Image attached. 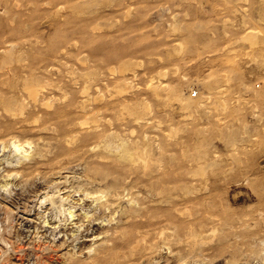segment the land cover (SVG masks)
I'll return each mask as SVG.
<instances>
[{
    "label": "rangeland",
    "instance_id": "374dc122",
    "mask_svg": "<svg viewBox=\"0 0 264 264\" xmlns=\"http://www.w3.org/2000/svg\"><path fill=\"white\" fill-rule=\"evenodd\" d=\"M10 140L31 175L3 177L34 162ZM101 246L264 264V0H0V264Z\"/></svg>",
    "mask_w": 264,
    "mask_h": 264
},
{
    "label": "bare ground",
    "instance_id": "6f19581e",
    "mask_svg": "<svg viewBox=\"0 0 264 264\" xmlns=\"http://www.w3.org/2000/svg\"><path fill=\"white\" fill-rule=\"evenodd\" d=\"M196 95L197 94L195 93V96ZM195 96H193V97H195ZM9 146L12 149V153L14 154V156H19V159H26V158L31 157V159H33L34 162H31V163L30 162L29 163H23V162L21 163L20 162L21 165L19 166V168L13 167V168L8 169L6 171V173H4L3 177L4 178L5 177L6 178L13 177L14 179H16L19 176V179H20L22 177L31 175L32 168L36 167L40 163V161H39L40 159H38V157L39 158L41 157L40 152H35L32 156H29L28 154H26V150L23 149L24 146H22L16 140H10ZM36 156H37V158H36ZM5 185H7V183H5L4 186ZM88 194H90V192H87L86 195L88 196ZM99 197H101V196H99ZM119 197H120V193L113 191V194H111L105 202H99L98 207H99L101 213L105 212L106 209H109L110 212H113V210L115 208V207H113V204H115V202L117 201V199H119ZM94 199L98 200L99 198L97 197ZM72 208H70L68 210L67 216L64 220L65 222L59 226L58 232L59 233L60 232L67 233L68 231H71L72 228H69L68 225H70L72 223V221H74V220H77V222L78 221H86V223H87L86 230L88 231L89 229H91V233L89 234V236H91L93 234V232H92L93 226L97 225V223H95V221L99 220V218H100V216L97 215L98 213L97 214H95V213L90 214L87 212H83V213H80V215H75V210H72ZM134 213H135L134 208L126 209L124 212L125 219L130 218L131 216L134 215ZM75 216H77V217L75 218ZM44 223H45V221H44ZM84 231H85V229L80 233V238H82L83 236H87V235H83ZM119 234H120V232H119ZM102 238H106L105 233H104ZM108 248H106L105 246L104 247L101 246V247H98L97 249H95L94 250L95 254H93L94 256L92 257V260L87 264H108L109 260L111 261V259H112L113 264H120L119 256L116 255L115 253H114L115 255L113 256V253H111L110 249H108ZM49 257L51 258L52 256L49 255ZM70 260L72 261L74 259L70 258ZM77 263H79V262H77ZM79 264H81V263H79ZM83 264H85V263H83Z\"/></svg>",
    "mask_w": 264,
    "mask_h": 264
},
{
    "label": "built area",
    "instance_id": "2783aa9c",
    "mask_svg": "<svg viewBox=\"0 0 264 264\" xmlns=\"http://www.w3.org/2000/svg\"><path fill=\"white\" fill-rule=\"evenodd\" d=\"M192 96H195V93H193Z\"/></svg>",
    "mask_w": 264,
    "mask_h": 264
}]
</instances>
